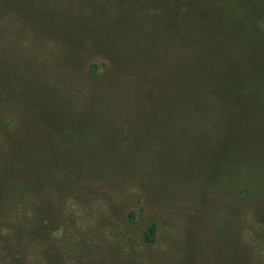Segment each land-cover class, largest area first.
Segmentation results:
<instances>
[{
  "label": "rangeland",
  "instance_id": "1",
  "mask_svg": "<svg viewBox=\"0 0 264 264\" xmlns=\"http://www.w3.org/2000/svg\"><path fill=\"white\" fill-rule=\"evenodd\" d=\"M218 21L237 31L222 39L253 44L254 64L246 46L234 52L246 60L241 69L262 61L264 71V35L247 31L252 24L264 31V0L0 5V84L11 94L0 105V120L13 121L25 135L3 174L22 182L24 196L8 211L0 204V264H264V193L240 196L238 186L214 182L203 156L193 153L191 134L162 137L166 143L157 151L184 141L181 149L188 150L164 167L146 147L139 153L133 145L148 114L171 99L162 95L180 84L161 76L209 66L205 58L198 61L209 52L204 41L221 28ZM37 101L86 114L105 110L89 132L105 143L101 149L117 146L128 154L110 164L98 161L84 173L75 162L83 148L66 144L55 120L39 119ZM249 170L255 181L264 179V171ZM149 227L152 242L144 238Z\"/></svg>",
  "mask_w": 264,
  "mask_h": 264
},
{
  "label": "trees",
  "instance_id": "2",
  "mask_svg": "<svg viewBox=\"0 0 264 264\" xmlns=\"http://www.w3.org/2000/svg\"><path fill=\"white\" fill-rule=\"evenodd\" d=\"M15 1L19 0H0V5L10 7ZM218 22L220 27L226 31L220 28L207 36L204 42L209 52L204 53L198 61L201 62L205 58L209 66L200 68L199 71L168 70L165 75L161 74V78L164 76L169 79L175 78L180 84L170 86V91L162 95L171 96V99L161 101L159 107L148 114L146 124L138 130L136 137L139 140L133 145L139 148V153H142V148L146 147V150L150 151L146 153L153 156L154 162L164 167L168 161L174 162L178 158L176 153L181 155L188 150L181 149L186 141L178 144V141L175 143L173 140V144H178L177 148L171 149L169 145V150L157 151L156 145L166 143L162 137L170 134L171 138H177L178 132L191 134L193 153H200L203 156V163L210 167L209 174H213L214 182L217 181L216 179H221L228 181V185L238 186L237 194L240 196L261 194L264 193V179L255 181L251 178L249 169L253 167L255 171L256 169L259 172L264 171V84H253L252 82L253 80L264 82L262 61L254 66L241 69L246 64V60L241 57V54L234 52L246 46L248 48L245 53L247 61L253 63L255 57L253 44L242 37L222 39V35L229 34V32L235 34L237 31L222 24L224 23L222 21ZM253 26L254 24L247 30L252 37L253 32L264 35V31ZM193 40L192 38L191 41ZM231 41L234 43L235 50L228 56ZM217 51H224L225 57L216 55ZM222 60H225V65L221 64ZM241 62L244 63L243 66L240 65ZM9 75L8 80L13 77ZM6 88L7 86L0 84V105L5 104V98L9 99L11 96ZM165 90L166 87L162 92ZM36 103V106L40 105L38 109L40 120L45 118L55 120L60 135L67 139L65 143L72 147L81 146L83 148V151L78 153L80 158L76 154L75 162L79 161L82 164L84 173L85 168L96 166L98 161L110 164L111 161L124 158L128 154V150L117 146L113 149L99 147L100 144L103 146L105 143L96 141L94 131L99 126L96 114L101 111L106 114L105 110L96 108L98 110H88L86 114L80 109L79 111L72 108L58 109L57 107L61 105L45 101ZM211 116L219 118L210 120ZM254 119L257 122L256 126H253ZM0 125V129L5 130L0 145L3 144L2 149L9 152L3 155L0 151V204H2L1 208L4 210L7 208L5 211H8L16 204L15 199L18 196L23 197L24 194L18 187L22 183L20 180L15 182L11 175L12 181L9 182L3 178V174L10 170L6 163L13 160L17 149L24 147L25 135L19 128H14L13 121L9 119L0 120ZM11 125H13L12 130ZM92 129L95 130L90 133L89 130ZM188 157L192 158L189 152ZM234 166L238 169L233 170ZM144 238L147 242L154 240L153 227L147 229Z\"/></svg>",
  "mask_w": 264,
  "mask_h": 264
}]
</instances>
